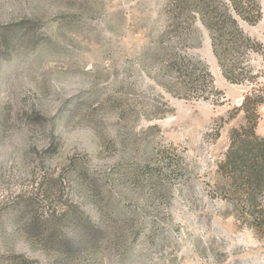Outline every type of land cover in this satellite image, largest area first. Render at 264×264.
Listing matches in <instances>:
<instances>
[{
	"label": "rangeland",
	"instance_id": "374dc122",
	"mask_svg": "<svg viewBox=\"0 0 264 264\" xmlns=\"http://www.w3.org/2000/svg\"><path fill=\"white\" fill-rule=\"evenodd\" d=\"M260 1L241 26L264 47ZM186 53L219 104L171 92ZM251 64L229 82L170 0H0V264H264V231L209 192L264 87V50Z\"/></svg>",
	"mask_w": 264,
	"mask_h": 264
},
{
	"label": "trees",
	"instance_id": "16d2710c",
	"mask_svg": "<svg viewBox=\"0 0 264 264\" xmlns=\"http://www.w3.org/2000/svg\"><path fill=\"white\" fill-rule=\"evenodd\" d=\"M170 4L174 22L183 16L187 21L198 18L210 32L214 55L229 82L256 81L251 56L262 54L264 47L244 31L241 22L255 25L263 19L260 0H170ZM171 67L175 97L216 104L223 100L209 66L199 57L175 55ZM262 107L264 87L250 92L234 112H244L245 124L232 129L226 157L218 164L217 181L209 191L226 204L237 222L258 232L264 231V136L257 133Z\"/></svg>",
	"mask_w": 264,
	"mask_h": 264
}]
</instances>
